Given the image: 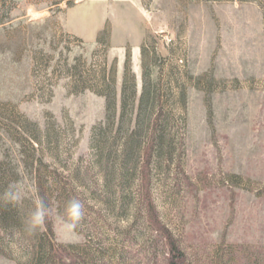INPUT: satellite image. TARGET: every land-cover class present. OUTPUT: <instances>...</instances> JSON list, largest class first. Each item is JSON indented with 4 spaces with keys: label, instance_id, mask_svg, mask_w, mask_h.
I'll use <instances>...</instances> for the list:
<instances>
[{
    "label": "rangeland",
    "instance_id": "rangeland-1",
    "mask_svg": "<svg viewBox=\"0 0 264 264\" xmlns=\"http://www.w3.org/2000/svg\"><path fill=\"white\" fill-rule=\"evenodd\" d=\"M105 1L0 0V264H168L148 147L185 264H264V0Z\"/></svg>",
    "mask_w": 264,
    "mask_h": 264
},
{
    "label": "trees",
    "instance_id": "trees-1",
    "mask_svg": "<svg viewBox=\"0 0 264 264\" xmlns=\"http://www.w3.org/2000/svg\"><path fill=\"white\" fill-rule=\"evenodd\" d=\"M146 162L143 164V188L145 190V197H144V203L145 207L148 212L149 221L151 222V225L155 227L158 231L163 234V236L167 239H169V256L167 258L168 264H185L186 262V256L184 252L182 251L180 245L177 242V239L173 235L172 231L160 220L158 212L156 210L155 204L153 202V199L150 196V189H149V168H150V158H151V147H148L146 150ZM40 187V197L41 201L46 208L48 206V199L43 192L42 183L39 184ZM45 222H46V228L50 231H52V218L50 215L46 214L45 216ZM57 257L63 261L65 258L70 260L69 264H75L76 259L74 256L68 251V249L64 246H57L56 249Z\"/></svg>",
    "mask_w": 264,
    "mask_h": 264
},
{
    "label": "clouds",
    "instance_id": "clouds-1",
    "mask_svg": "<svg viewBox=\"0 0 264 264\" xmlns=\"http://www.w3.org/2000/svg\"><path fill=\"white\" fill-rule=\"evenodd\" d=\"M76 210V215L74 216V219L78 220L82 215V205L79 201H72L70 203L69 212L71 213L72 210ZM45 216V212L42 207L38 208L32 215V223L34 226L40 225L43 223Z\"/></svg>",
    "mask_w": 264,
    "mask_h": 264
},
{
    "label": "crops",
    "instance_id": "crops-1",
    "mask_svg": "<svg viewBox=\"0 0 264 264\" xmlns=\"http://www.w3.org/2000/svg\"><path fill=\"white\" fill-rule=\"evenodd\" d=\"M98 3L101 5V7L103 6V4L105 5V3H106V1L105 0H98ZM86 5H88V4H86ZM83 6V5H82ZM81 6V7H82ZM104 13H106V11H104L103 12V14ZM71 15H74V14H69V16H71ZM106 15V14H105ZM73 17V16H72ZM88 17V16H87ZM89 19H90V22H92V14L91 15H89V17H88Z\"/></svg>",
    "mask_w": 264,
    "mask_h": 264
}]
</instances>
